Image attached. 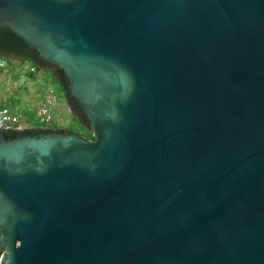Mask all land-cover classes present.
Listing matches in <instances>:
<instances>
[{
  "label": "water",
  "instance_id": "95a60500",
  "mask_svg": "<svg viewBox=\"0 0 264 264\" xmlns=\"http://www.w3.org/2000/svg\"><path fill=\"white\" fill-rule=\"evenodd\" d=\"M0 28L93 136L0 131V264H264V0H0Z\"/></svg>",
  "mask_w": 264,
  "mask_h": 264
},
{
  "label": "rangeland",
  "instance_id": "374dc122",
  "mask_svg": "<svg viewBox=\"0 0 264 264\" xmlns=\"http://www.w3.org/2000/svg\"><path fill=\"white\" fill-rule=\"evenodd\" d=\"M3 61L0 71V110L10 109L14 116L22 124L20 131L36 128L52 130L73 131L87 137L90 133L80 124L71 113H68L65 105V90L60 82L49 71L38 68L35 77L28 73L35 68L30 61H22L20 58H11ZM47 89H52L59 97V107L54 113V121L46 124L38 117L42 98ZM42 97V98H41ZM25 120L32 121L33 126ZM34 121V122H33Z\"/></svg>",
  "mask_w": 264,
  "mask_h": 264
},
{
  "label": "trees",
  "instance_id": "16d2710c",
  "mask_svg": "<svg viewBox=\"0 0 264 264\" xmlns=\"http://www.w3.org/2000/svg\"><path fill=\"white\" fill-rule=\"evenodd\" d=\"M0 56L5 58V61L11 60V58H20L22 61H30L33 65L31 68H35V72H30L28 75L30 77H35L36 72H38V68L43 69L44 71H49L52 73V75L60 82L62 87L64 88L61 77H60V70H57L56 75L53 74L52 69H58L56 66H53L45 61H43L41 58L38 57V54L36 51L32 48H30L21 38L16 37L11 34V32L7 28H0ZM3 61H0V71H3L1 64ZM65 90V88H64ZM66 98V94H65ZM66 104L69 105L72 109V115L73 117L84 126L88 124L87 119L85 115L83 114L82 110L76 105V103L73 100L66 101ZM47 131L46 130H35V129H29L25 131H10V132H4L3 134L7 139H14L18 136H27V135H39L40 133ZM88 139L93 140V136L90 133L87 136ZM3 254V251H0V255Z\"/></svg>",
  "mask_w": 264,
  "mask_h": 264
},
{
  "label": "built area",
  "instance_id": "2783aa9c",
  "mask_svg": "<svg viewBox=\"0 0 264 264\" xmlns=\"http://www.w3.org/2000/svg\"><path fill=\"white\" fill-rule=\"evenodd\" d=\"M32 71H34V69ZM59 105V97L56 92L52 89H47L38 110V117L43 123L51 124L54 121V113ZM65 108L68 113H72L67 104ZM21 126L22 124L19 123L18 118L13 115L11 110L7 108L0 110V131H20L22 130Z\"/></svg>",
  "mask_w": 264,
  "mask_h": 264
},
{
  "label": "crops",
  "instance_id": "0c3cea01",
  "mask_svg": "<svg viewBox=\"0 0 264 264\" xmlns=\"http://www.w3.org/2000/svg\"><path fill=\"white\" fill-rule=\"evenodd\" d=\"M41 98H42V97H41ZM42 100H43V98H42ZM41 103H42V102H41ZM9 110H10V109H9ZM25 122H26V123H29L31 126H33L32 121L25 120ZM33 122H34V121H33ZM33 129H35V130H46V129H42V128H36V126H34ZM47 130H49V129H47Z\"/></svg>",
  "mask_w": 264,
  "mask_h": 264
},
{
  "label": "flooded vegetation",
  "instance_id": "af4514ba",
  "mask_svg": "<svg viewBox=\"0 0 264 264\" xmlns=\"http://www.w3.org/2000/svg\"><path fill=\"white\" fill-rule=\"evenodd\" d=\"M57 70H59V69H52V72H53V74L57 77V75H56V72H57ZM40 135V134H39Z\"/></svg>",
  "mask_w": 264,
  "mask_h": 264
}]
</instances>
